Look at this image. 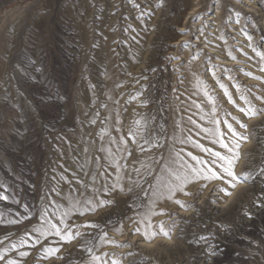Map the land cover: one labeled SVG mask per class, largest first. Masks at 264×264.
I'll return each mask as SVG.
<instances>
[{"label":"rangeland","instance_id":"1","mask_svg":"<svg viewBox=\"0 0 264 264\" xmlns=\"http://www.w3.org/2000/svg\"><path fill=\"white\" fill-rule=\"evenodd\" d=\"M158 2L0 0V191L7 188L9 197L0 201V249L27 235L35 238L31 230L45 228L43 220L58 224L71 203L97 196L95 181L110 173L105 167L114 173L118 165L110 164V150L115 146L120 150L128 141L120 164L124 193H119L117 184L116 192L101 195L112 200V206L86 217H65L73 225L99 222L110 240L131 245H108L97 254L108 253L122 264H264V207L255 206L264 200V177L256 175L264 169V115L243 118L219 86L224 85L237 106H242L239 95L246 94L256 107L264 108L255 100L264 96L261 61L248 47L250 39L264 52L262 3L190 0L186 5L184 0H166L164 7L157 8ZM229 8L243 14L239 24ZM141 12L151 15L138 18ZM197 15L200 18L193 22ZM186 42L188 46L182 47ZM213 66L216 79L210 71ZM225 68L232 71L222 74ZM234 84L241 86L240 93ZM83 97L88 101L82 103ZM213 107L221 121L234 124L232 117H238L248 126L243 131L234 124L249 137L241 145L234 170L254 179L238 185L229 197L214 192L224 187L219 181L209 183L199 195L201 184L190 185L192 195L176 197L186 205L184 209L162 201L157 209L168 215L154 217L153 223L163 220L172 226L171 239L157 237L145 243L132 235L136 226L132 220L149 204L154 176L163 175L162 167H176L173 154L163 153L171 139L158 121H177L175 130L184 132L177 143L186 163L195 162L193 156L210 162L201 148L223 153L210 133L201 131L215 128ZM157 127L165 136L164 144L154 139ZM190 130L193 133L185 134ZM221 131L227 139L223 124ZM84 135L91 142V154L77 153ZM143 155L155 164L138 175L135 167ZM86 162L94 169H87ZM135 181L141 187H135ZM12 219L18 223L8 224ZM121 224L122 235L111 231ZM201 236L210 239L204 242ZM49 241L58 238L50 236ZM83 242L63 245L59 255L65 259H40L43 244L18 249L29 252L26 258L11 250L7 258L20 264H85ZM209 247L216 250L215 256L208 255ZM128 252L134 255L125 258Z\"/></svg>","mask_w":264,"mask_h":264},{"label":"snow or ice","instance_id":"2","mask_svg":"<svg viewBox=\"0 0 264 264\" xmlns=\"http://www.w3.org/2000/svg\"><path fill=\"white\" fill-rule=\"evenodd\" d=\"M239 2V0H237ZM254 0H248V3H253ZM166 0H159L156 4L157 8L164 7ZM136 7H139L136 5ZM261 8L264 9V5H261ZM229 13L235 17V22L237 24L240 23L242 13L233 9H228ZM145 15H151L150 12H141L142 18ZM200 16H193L192 21L199 19ZM245 21L249 19L248 17H244ZM183 34V30H182ZM200 34L203 35V31L200 30ZM187 42L182 45V47H187ZM248 47L252 49L257 57H259L261 61V65L259 71L264 73V52L256 49L251 40L249 39ZM229 57L233 60L236 59L235 56L231 55V52L228 53ZM173 59V58H170ZM250 59V57H249ZM216 68L215 66L210 69L212 71L213 78L216 79ZM231 69H222V74L230 73ZM246 76H251L250 73H244ZM232 79L231 76L228 77ZM259 79V78H255ZM264 83V80H261ZM217 83L219 80L217 79ZM221 89L224 90V95L227 97V102L236 107V110L241 113L243 118L252 120L254 118L259 117L260 115H264V108H258L252 101L249 99L248 95L240 94L239 100L242 102V106H237L235 101L233 100L231 94L224 87L223 84L219 85ZM233 87L236 88L237 92L240 93V85L234 84ZM250 92L249 90H246ZM136 99V97H133ZM255 100L259 101L261 104H264V96H256ZM213 119L211 123L215 125L214 129H201V131H207L213 137L212 143L219 146L220 149L223 150V153L220 151H213L207 148H201L202 152L207 153L212 159L210 162H205L197 157H191L192 160L196 162L195 165L188 164L182 160L179 161L178 167H164L162 168L163 175H157L155 177V183L150 184L151 189V197L149 198V204L146 206L142 213H138V216L132 220V222L136 225L132 231V235H138L142 237L145 243H151L157 237H162L164 239H171L172 235V226L168 225L166 221H160L158 223H153V218L156 216H166L167 212L157 209V205L163 202H171L178 205L181 209L186 208V205L181 202V200L176 199L178 195H183L185 197L192 195L188 191V187L190 185H195L197 183L201 184V188L198 190L196 195H199L204 188L208 186L209 183L219 181L224 187H217L214 189L215 193H218L221 197H229L232 195V191L241 183L247 184L254 176L250 173H244L243 175H237L235 173V165L240 160V148L243 143H247L249 140L248 136L242 134L241 131H238V128L243 131L248 130V126L242 122L241 118L232 117L234 124L237 127H234L232 122H229L227 119L221 121L216 118L217 113L215 108L213 107L212 114ZM139 124V121L136 122ZM221 124H223L224 129L227 132V139L225 138V132L221 131ZM200 147V145H196ZM196 165H199L197 167ZM139 169H136L137 174H139ZM261 177H264V169H261L260 172L256 173ZM135 187H141L140 181L133 182ZM142 191L144 189L141 188ZM116 192L117 186L112 185L111 189H105V196L109 194V192ZM119 193H124V188L120 187L118 189ZM7 192V188L3 191H0V201L7 202L9 197L5 194ZM128 192H132V187H129ZM215 202V201H213ZM113 201L109 199H101L99 197L85 198L83 201H76L73 204L72 208L65 211L59 217V223H53L51 220H43V223L47 224L46 228H33L31 231L34 232L35 238L32 235H27L26 238H22L18 244H10L8 247L0 249V261H3L4 264H20V261L13 258H7L8 252L18 251V249L31 247L35 248L37 245H42V256L40 259L49 260L52 258L55 259H65V256L59 255L62 251L63 245H71L77 239H82L84 242L80 247L87 254L88 260L85 264H122V261L118 258H112L108 255V253L97 254L98 250L102 247L111 245L113 247L125 248L131 247V245L124 243H117L114 240H110L108 238V233L105 231L104 227L101 226L99 222H90L85 220L84 223L79 224H69L66 222L65 217L71 218L73 215L77 217H86L88 215H94L99 210H103L107 207L113 205ZM256 207H264V200L259 201ZM73 209L75 211H73ZM244 216L251 219L250 213L245 211ZM27 219V217H24ZM8 224H17L18 221L15 219L8 220ZM123 225L120 227H116L115 225L112 227L111 231L115 232L117 235H122ZM50 236H55L58 238V241H49ZM201 241L207 242L210 237L201 236L199 238ZM30 242V243H29ZM47 242V243H45ZM3 243V241H0ZM217 254L216 250L212 247L208 248V255L215 256ZM18 255L21 258H26L29 256V252L27 251H18ZM68 255H71L68 253ZM133 252H128L125 256H132ZM107 257V258H106ZM69 264H72L69 261Z\"/></svg>","mask_w":264,"mask_h":264},{"label":"bare ground","instance_id":"3","mask_svg":"<svg viewBox=\"0 0 264 264\" xmlns=\"http://www.w3.org/2000/svg\"><path fill=\"white\" fill-rule=\"evenodd\" d=\"M260 1V3H262V5H264V0H259ZM184 3L186 4V5H189V3H190V0H184ZM264 10V9H263ZM264 16V15H263ZM198 87V86H197ZM86 93V92H85ZM88 94V93H87ZM84 95V94H83ZM82 103L83 102H87L88 101V99H87V97H83L82 99ZM204 115V114H203ZM171 118V117H170ZM200 118V117H199ZM194 121H192V123H193ZM182 123V122H181ZM158 124H160L162 127V130L163 129H166V130H168V133H169V141H170V139H171V143L169 144V145H166V148H165V152H163L164 154H166V153H172L173 154V162H174V165L176 166V167H178L179 166V161L180 160H182V161H184V162H186V159H183V157H184V155H182L181 154V151L183 150V148H181V147H179V145H180V143H179V145H178V143H177V140H182L183 139V136H184V132H179V129H177L178 131H176L175 130V127L176 126H178L177 125V121H158ZM160 127H157V134H156V136L154 137V139H157V140H159V141H163L162 143L164 144L165 143V136H163V135H161L160 133H161V131H159L160 129H161ZM195 128V127H194ZM182 129V128H181ZM126 130H127V132H128V128L126 127ZM199 130V129H198ZM155 131V132H156ZM197 131V130H196ZM189 132V133H188ZM188 132H185V134H191V133H193V131H188ZM195 132V131H194ZM197 132H199V131H197ZM87 134V133H86ZM129 134V136H130V132L128 133ZM163 134V133H162ZM86 136L87 135H84L83 136V138H82V141H79L80 143V147H79V149H78V151H77V153L79 154H83V153H85V152H89L90 154L92 153V146H91V142L89 143L88 142V139L86 138ZM189 136H191V135H189ZM115 140V139H114ZM185 140V139H184ZM192 141V140H191ZM78 142V141H77ZM128 142V141H127ZM127 142H124L123 143V145H122V149H120V150H118L117 148H116V146H115V148H113V149H111L110 150V152H111V159H112V161L110 162V164H113V166H115V165H117V167H116V170L114 171V173H112L113 172V170L111 169V168H109V167H105V170H108V171H110V173H108V174H105V173H102L100 176H99V178H98V180H96L95 181V187H97V190L99 191V194L96 196V197H99V198H101V195L102 194H105V189L106 188H110V187H112V184L113 183H115L116 182V186H117V184H119V188L121 187V186H123L122 184H123V180H124V176H125V172L123 171V169H122V167L120 166V164L122 163V162H124L125 161V158H126V153H127V151H128V143ZM130 142V141H129ZM78 144V145H79ZM131 145V144H130ZM90 146V147H89ZM103 146H105L104 144H103ZM117 146H118V144H117ZM183 146V145H182ZM192 152V151H191ZM122 153V155H120L119 156V154H121ZM180 153V154H179ZM186 153H187V151H186ZM185 153V154H186ZM169 154V155H170ZM162 155V154H161ZM152 156H155V153H153V155ZM166 156H168V155H166ZM188 156V155H187ZM87 157V156H86ZM117 157H118V160H117ZM168 158H169V156H168ZM185 158H186V156H185ZM172 159V158H171ZM152 160H153V158H145V156L143 155V157H140L139 159H138V161H137V164H136V169H139L140 171H139V174L138 175H140V174H146L148 171H149V169L151 168V164H152V167H154V164H153V162H152ZM159 160V159H158ZM157 160V161H158ZM166 160V159H165ZM167 161V160H166ZM169 161V160H168ZM161 163H162V161H161ZM167 163V162H166ZM171 163V162H170ZM162 164H164V163H162ZM188 164H192V165H195L196 163L195 162H192V161H190V159H189V161H188ZM86 165H87V169H94L93 167H92V165L89 163V162H86ZM197 167H199V165H196ZM170 167H171V165H170ZM163 168V167H162ZM157 169L158 168H153V170L152 171H154V172H156L157 171ZM158 171H160V170H158ZM159 173V172H158ZM155 174V173H154ZM162 175V174H161ZM153 177V176H152ZM155 177H156V175L154 176V178H153V181H155ZM155 183V182H154ZM148 191H150L151 192V190H148ZM140 196H141V194H140ZM139 197V196H138ZM137 197V198H138ZM148 198H150V197H148ZM146 199V201L147 200H149V199ZM84 200V198H79V199H77L76 201H83ZM73 201V200H72ZM143 202V201H142ZM76 202L74 201L73 203H71V205H70V207L71 206H73V204H75ZM163 205H161V207H162ZM160 207V206H159ZM144 210V209H143ZM136 212V211H135ZM138 215V214H137ZM125 216V215H124ZM169 217V216H168ZM126 218V217H125ZM124 219V218H123ZM122 223H123V221H122ZM47 227V226H46ZM45 227V228H46ZM38 228H43V227H38Z\"/></svg>","mask_w":264,"mask_h":264}]
</instances>
